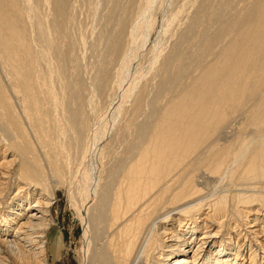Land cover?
Masks as SVG:
<instances>
[{
    "label": "bare ground",
    "instance_id": "6f19581e",
    "mask_svg": "<svg viewBox=\"0 0 264 264\" xmlns=\"http://www.w3.org/2000/svg\"><path fill=\"white\" fill-rule=\"evenodd\" d=\"M62 189L82 264H264V0H0V264Z\"/></svg>",
    "mask_w": 264,
    "mask_h": 264
},
{
    "label": "rangeland",
    "instance_id": "374dc122",
    "mask_svg": "<svg viewBox=\"0 0 264 264\" xmlns=\"http://www.w3.org/2000/svg\"><path fill=\"white\" fill-rule=\"evenodd\" d=\"M53 216L56 225L50 232V244L58 242L56 251H49L48 264H82L84 260L85 240L83 222L72 208L64 189L56 194ZM83 259V261H81ZM82 262V263H81Z\"/></svg>",
    "mask_w": 264,
    "mask_h": 264
}]
</instances>
